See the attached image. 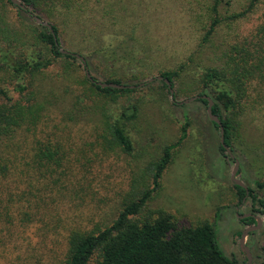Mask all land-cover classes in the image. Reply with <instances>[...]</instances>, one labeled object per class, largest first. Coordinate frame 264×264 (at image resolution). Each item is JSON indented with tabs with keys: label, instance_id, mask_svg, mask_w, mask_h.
I'll return each instance as SVG.
<instances>
[{
	"label": "rangeland",
	"instance_id": "obj_1",
	"mask_svg": "<svg viewBox=\"0 0 264 264\" xmlns=\"http://www.w3.org/2000/svg\"><path fill=\"white\" fill-rule=\"evenodd\" d=\"M214 2L100 0L72 12L64 9L56 18L43 17L44 22L58 23L61 48L83 58L96 52L91 59H115L114 68L124 75L126 85L137 83L129 80L131 73L145 74L144 82L160 70L187 63L195 53V64L174 82L172 102L157 80L130 93L102 95L84 82L85 68L79 59L70 70L57 61L33 79L29 75L20 79L2 62H19L20 49L31 53L35 47L28 42V32L41 25L27 12L0 0V27L7 31L4 38L0 34V87L8 90L12 102L27 104L28 98L44 107L35 127L18 137L20 155L24 163L39 148L58 150L61 155L58 169L35 167L22 173L19 169L18 177L9 181L14 223H0V264H59L67 253L71 230L94 232L109 226L124 204L150 187L153 167L163 148L179 137L185 115L187 136L173 150L160 189L138 218H154L164 211L178 227L215 222L221 250L236 264H244L238 234L248 225L238 216L251 214L261 224L249 232L245 243L251 264H261L264 207L257 200L264 202V190L255 182L264 179V0H255L239 19L228 17L244 10L251 0H218L221 22L199 49ZM242 48L249 51L258 70L242 101L245 107L234 153L230 150L232 159L219 150L220 131L209 119L207 105L199 98L182 105L177 102L203 92L194 81L199 65L222 66L230 53ZM87 69L104 80L98 71ZM18 85L26 91L20 93ZM133 105L138 107L136 118L123 119L122 111ZM115 123L123 125L130 137L131 153L114 147ZM235 160L239 163L236 179L253 191L256 201L248 196L240 201L231 180Z\"/></svg>",
	"mask_w": 264,
	"mask_h": 264
},
{
	"label": "trees",
	"instance_id": "obj_2",
	"mask_svg": "<svg viewBox=\"0 0 264 264\" xmlns=\"http://www.w3.org/2000/svg\"><path fill=\"white\" fill-rule=\"evenodd\" d=\"M32 14L43 20V17H58L62 10L72 12L82 7H88L89 2L100 0H18ZM12 4L10 0H6ZM255 0L241 10L228 17V19H239L252 9ZM218 0H215L212 7L213 16L211 22L203 28V35L199 44V49L204 47L216 32V28L221 22L217 12ZM17 7V6H16ZM18 8V7H17ZM80 8V9H81ZM21 10L20 8H18ZM79 9V10H80ZM26 12V11H25ZM1 18V17H0ZM60 47L59 31L56 21L48 22ZM6 28L0 27L2 38L7 36ZM264 31V25L263 29ZM5 35V36H4ZM18 32L15 33L16 38ZM54 36L46 27L36 26L28 32V42L33 43L34 49L31 53L20 49L19 62L8 64V67L15 76L25 78L29 75L33 79L57 61H63L66 69L70 70L77 60L72 55L60 53L59 47L55 44ZM27 41V40H26ZM26 42H24L25 44ZM9 48L10 45L8 44ZM198 53V52H196ZM95 54L84 58L85 66L93 71H98L104 80L101 82L125 84L126 79L117 68H114L115 59L102 61L92 57ZM6 57H4L5 59ZM191 64H195V53L187 57V63H179L175 69L160 70L158 76L167 79L173 89L174 82L179 80L182 72L191 69ZM197 67V65L195 66ZM198 77L194 80L203 92L199 94V100L207 105L203 96L209 97L213 101L212 113L217 116L224 129V143L234 153L233 144L239 138L240 121L239 117L245 105L243 99L248 95L247 91L258 70V65L253 62V57L245 48L236 50L229 54L226 63L219 67L198 66ZM85 71V70H84ZM89 71V70H88ZM194 69L192 70V72ZM90 72V71H89ZM131 81L142 83L145 76L142 72L131 73ZM16 77V78H17ZM94 81H99L92 76ZM84 82L102 95H116L120 93H130L134 89H113L100 88L84 76ZM160 86L167 90L163 81L158 82ZM20 93L26 91L25 86H17ZM136 88V87H135ZM169 93V91H168ZM175 100V95H174ZM27 104H22L20 100L12 102L7 89L0 87V223L12 225L14 223L11 203V193L9 192V181L17 175L19 169H58L61 165V155L58 150L39 148L33 155L30 162H23L17 140L22 132H30L32 127L38 122L44 107L38 103H31L26 99ZM138 107L130 106L122 111L121 117L129 120L136 118ZM214 124V123H213ZM215 125V124H214ZM189 120L185 115L180 127V135L177 140L163 148L162 155L155 163L152 174V181L149 188L142 190L137 198L124 204L116 219L102 229L94 232L71 230L67 236V250L63 261L59 264H236V261L224 254L219 246L215 222H203L190 227H178L172 215L164 211H158L154 218L139 219L138 216L145 209L153 194L160 189L162 173L172 160L173 150L178 147L187 136ZM215 127H217L215 125ZM218 128V127H217ZM219 129V128H218ZM111 141L114 147H118L125 153H131L132 141L125 131L123 125L115 123L111 130ZM219 150L226 153L219 145ZM227 154V153H226ZM257 188L264 190V179L256 181ZM242 202L245 197V190L235 186ZM249 190L248 197L256 201L253 191ZM7 195V198L5 197ZM263 207L264 202L257 200ZM220 208L216 214L219 213ZM264 214V213H263ZM245 225H255L254 216H248L241 220ZM240 237V234H238ZM246 264V263H244ZM261 264H264V259Z\"/></svg>",
	"mask_w": 264,
	"mask_h": 264
},
{
	"label": "water",
	"instance_id": "obj_3",
	"mask_svg": "<svg viewBox=\"0 0 264 264\" xmlns=\"http://www.w3.org/2000/svg\"><path fill=\"white\" fill-rule=\"evenodd\" d=\"M11 3L15 6H17L18 8H20L21 10L23 11H26L28 15H30L32 17V19L38 24V25H41L43 27H46L49 29V31L52 33V35L54 36L53 34V29L51 27V25L47 22H44L43 20H41L39 17L33 15L31 12H29L26 7L24 5H22L18 0H10ZM54 41H55V44L58 46L57 44V40L54 36ZM59 47V46H58ZM59 51L60 53L62 54H65V55H72L74 56L75 58L79 59L84 65H85V60L84 58L79 55V54H76V53H72V52H69L61 47H59ZM85 75H86V78L91 81L93 84H95L96 86H99L100 88H113V89H133L135 87H141L143 86L144 84H147V83H150L154 80H157V81H163L166 86H167V89L169 91V95H170V98H171V101L172 102H175L174 100V91L171 87V84L170 82L167 80V79H164L162 78L161 76H156V77H153V78H149L148 80L138 84L137 86L135 85H124V84H116V83H106V82H101V81H94L91 77V74L89 73L87 67L85 66ZM199 97H191L189 99H185L183 101H180V102H177V104L179 105H182V104H186L188 102H191L195 99H197ZM203 99H205L207 101V115L209 117V119L219 128V131H220V145L221 147L225 150V152L227 153V155L233 159V155L230 151V149L226 146V144L224 143V129H223V126L219 120V118L215 115H213L212 113V106H213V101L209 98V97H206V96H203L202 97ZM238 161L235 160V163H234V168H233V171L231 173V180L233 182V184L235 186H238V187H241L245 190V197L243 198L242 202L245 200V198L248 196V193H249V190L247 188V186L239 181L238 179H236V171L238 169ZM248 216H251V214H246V215H243V216H238L240 219H244V218H247ZM254 219L256 221V224L255 225H251V226H248L244 229V231L241 233L240 235V239H239V245L240 247L242 248V250L244 251L245 253V257H246V264H251L252 262V257H251V254H250V251L249 249L247 248L246 246V243H245V239L247 237V235L249 234V232L251 231H254V230H257L259 227H260V224H261V220L259 219V217H256L254 216Z\"/></svg>",
	"mask_w": 264,
	"mask_h": 264
}]
</instances>
